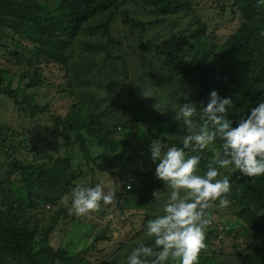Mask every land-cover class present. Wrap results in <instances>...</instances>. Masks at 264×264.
Here are the masks:
<instances>
[{"label": "trees", "instance_id": "16d2710c", "mask_svg": "<svg viewBox=\"0 0 264 264\" xmlns=\"http://www.w3.org/2000/svg\"><path fill=\"white\" fill-rule=\"evenodd\" d=\"M128 1L0 0V52L7 59L6 66L0 67V100L12 105L18 115L14 120L22 124L21 130L4 122L0 125V195L10 197L0 198V264H42L43 255L50 264H90L86 255L95 243L76 254L50 245L60 220L68 216L63 200L80 177L82 164L75 162L71 143L77 145L84 161L109 173L117 158L126 157L131 145L127 138H116L117 131L123 134L127 127L121 115L128 113L138 122L140 113L143 125L151 119L157 123L156 129L149 130L152 138L147 140V153L140 156L144 166L126 165L133 177L125 182L123 193H116L122 211L144 214L146 224L162 214L168 195L164 182L155 175L150 145L162 137L166 147H182V137L187 133L176 119L180 105L191 101L199 109L201 102H208L210 92L217 90L220 96L234 100L224 115L235 127L251 107L264 100V5L258 6L257 0H215L214 6L222 15L238 22L234 34L222 43L201 12L202 0H139L146 11L145 21L123 10ZM155 36L164 39L166 48L161 49L159 43L151 45ZM99 37L106 39L96 46L104 58L95 54L87 57L95 49L88 39ZM149 45L156 55L145 70L134 56L142 57ZM50 64L58 65L64 73L67 87L45 78L43 65ZM7 65H19L21 77L11 74ZM50 87L54 89L51 97L45 91L36 99L37 90ZM60 99H67L65 108ZM36 118L48 119L56 128L51 137L57 140L33 130L31 123ZM193 120L197 126L202 123L199 114ZM221 143L217 138L205 150L185 151L201 156L197 171L202 173L212 161L213 149L219 150ZM96 144L106 146L101 147L104 150L98 157L93 154ZM24 151L34 155L35 161L28 162ZM221 171L231 181L230 203L218 208V201L213 202L206 210L211 223L197 264H230L240 261L238 256L245 260L243 264H264V175ZM154 190H162L159 202L154 201ZM250 211L248 217L243 216ZM224 213L238 216L244 228H254L245 250L227 252L231 258L228 263L220 261L217 251L209 248L210 237H219L220 225L213 224V216ZM236 235L239 238V231ZM144 236L143 229L141 240L135 238L121 245L98 264H126L133 247L141 242L153 244L152 238L145 236L143 240ZM104 238L105 234H98L96 241Z\"/></svg>", "mask_w": 264, "mask_h": 264}, {"label": "clouds", "instance_id": "9594fccd", "mask_svg": "<svg viewBox=\"0 0 264 264\" xmlns=\"http://www.w3.org/2000/svg\"><path fill=\"white\" fill-rule=\"evenodd\" d=\"M264 5V0H257ZM264 34V33H262ZM143 95L151 96L146 92ZM234 100L220 96L212 90L208 102H201L197 109L194 102L182 103L176 110V119L186 127L181 146L163 145L159 139L150 145L151 159L156 162L155 175L168 190L162 204V214L148 219L144 235L153 244L139 243L126 257V264H197L198 256L206 247L205 235L211 220L206 210L213 206L226 207L231 191L228 173L241 172L250 177L264 175V100L251 107L246 117L233 127L232 120L224 115ZM155 107L160 110L158 104ZM199 114L198 126L193 117ZM211 125V128L209 127ZM222 142L220 149H213V158L202 173L197 171L200 155H188L185 149L205 150L216 139ZM215 165V166H214ZM70 213L84 215L108 205L115 190L103 182L94 186L78 183L71 189ZM154 201H160L162 190L153 191Z\"/></svg>", "mask_w": 264, "mask_h": 264}, {"label": "rangeland", "instance_id": "374dc122", "mask_svg": "<svg viewBox=\"0 0 264 264\" xmlns=\"http://www.w3.org/2000/svg\"><path fill=\"white\" fill-rule=\"evenodd\" d=\"M215 0H202V3L200 5L201 12L204 13V16L206 19H208L210 24V31H213L220 42H225L238 28V22L236 20H232L230 15H222L220 9H216L214 6ZM199 3L200 1L197 0ZM126 6L123 7V10L127 11L128 14H135L141 18V20L145 21L146 17V11L143 8V4L139 2V0H129L128 3H125ZM81 41V39L79 40ZM164 39L160 38L158 39L156 36L155 38H152V44H160V48L164 49L166 48L165 43L163 42ZM88 42H92L95 44V49L92 48L93 52L91 55L87 57L95 56L97 55L98 59H103L104 57L99 54L98 52L101 51V49H97V43L99 42H106L105 38H89ZM101 45V44H99ZM149 45V49L147 52L142 53V57L139 55L134 56V60L138 62V66H146L143 69H147V67L152 63L155 53V49L153 46ZM79 48V47H77ZM111 49V46H110ZM137 52V51H136ZM135 52V53H136ZM84 54V52H83ZM148 54V59L146 62L145 56ZM159 56V55H158ZM157 56V57H158ZM5 55H1L0 52V67L1 65L7 64ZM16 64V63H14ZM11 74L21 77L22 70H20L19 65H7L6 67ZM44 68V76L47 80H49L51 83H54L58 86L67 87V81L63 79L64 73L60 71L58 68V65L50 64L43 65ZM30 72H32L33 68L29 67ZM28 70V71H29ZM98 71V70H97ZM42 72V73H43ZM164 85V84H163ZM170 87V86H169ZM172 90H175L177 88H172ZM57 90V89H56ZM46 91V94H49L50 97L54 94V89L49 88L47 90H37V100H39L42 93ZM168 91L169 88H167L166 97L168 98ZM190 93V91H187ZM170 96V95H169ZM50 97H47L48 99ZM66 102L68 103L67 99H60L59 104L64 107L66 105ZM146 104V103H144ZM65 108V107H64ZM64 112V109H62ZM61 111V112H62ZM65 114V113H64ZM139 117L141 120L144 118L142 114L139 113ZM122 122L124 121L127 127H124V133L121 134L120 130L117 131L116 135L119 137H116L117 139L121 140L123 138H127L128 141H130L131 145L130 148L128 147L129 152L127 153L126 157L121 160L117 158V162L114 166V169L112 172H101L98 169L95 168L93 163L88 164V161H84L82 159V156L80 155L79 149L76 144H72V154L74 156V160L77 163H81V171H80V177L78 179V183H87L91 186H94L97 182H103L106 185L107 188H112L115 190V196L113 201L105 205L103 202L100 203L99 207L93 210H90L89 213L84 215H76L75 213H70V207H71V195L67 196L63 200V204L68 212V216L64 217L60 220L59 225L57 226L56 230L51 236L50 239V245L55 249L58 250L59 248H67L69 252L72 254H76L82 251H85L90 248V246L95 243L94 249H92L90 252L87 253L86 258L88 259L90 264H98V261L102 258H106L112 254H114L113 251L117 250L121 247V245H124L125 243H128L129 241L134 240L137 238L138 240L141 235H143V229L145 226V223H143L145 219V215H141L139 213H136L137 211L134 210H125L122 211L120 206L118 205V199L116 198V193H123L124 192V184L129 179H131L133 176V171L126 168V165L132 166V168H142L144 159L140 158V156H143L147 153L148 139H151L152 136H149V130H154L157 127V123L151 119L146 124H142L140 122L141 120H138L140 122H134L132 117L127 114L121 115ZM18 120V115L15 112V110L12 108V105L5 103L0 100V125L1 122H4L6 126L12 124L14 127L18 128V130H21V120ZM134 122V123H133ZM20 126L18 127V125ZM33 126V130L39 133H44L47 136L46 139L50 140H57L55 137H51L54 135L55 132H53V127L51 123L48 122V119H40L36 118V121L31 123ZM143 125V126H142ZM56 129V128H55ZM73 138V137H72ZM157 139L160 140L162 143L163 139L162 137H157ZM155 139V140H157ZM153 141V140H152ZM93 145V144H92ZM39 147H43L44 144L38 143ZM106 147L104 144H96V146L93 148V154L95 157H98L100 154L99 152L103 153L104 148ZM0 149H1V138H0ZM136 150V151H135ZM1 151V150H0ZM24 155L28 162L35 161V156L32 154H27L24 151ZM2 154L0 152V161H1ZM40 161V158L38 159ZM151 172V171H150ZM126 179V180H125ZM120 182L116 187L114 188V185ZM136 183L135 181H133ZM126 189H129V185L126 187ZM1 200L2 198H10L9 195L4 193L0 195ZM155 209V213H156ZM105 212V213H103ZM254 213L261 214L260 211L257 209H254ZM249 214H252V211L250 213H245L243 216L248 217ZM211 220V219H210ZM213 224L220 225L219 230V237L214 239V237H210L209 240H213L212 243L209 245V248L217 251V258L224 262L228 263L231 261V258L226 256L228 251L236 252L238 253L241 250H245L246 246L250 243V237L252 236V227L251 228H244L243 225L245 223L238 217L234 216L232 214L224 213V214H215L213 216ZM210 225V224H209ZM226 227V228H225ZM208 228V227H207ZM236 231H239V238H237ZM98 234H105V238L101 240H97ZM208 234V233H207ZM110 237L111 240H108L107 238ZM145 239V236L143 240ZM96 241V242H95ZM237 245V247L235 246ZM223 251V253L220 252ZM238 256V255H237ZM41 263L42 264H50V260L46 258V256H41ZM43 258V259H42ZM240 261H233L230 264H243L245 261L242 257L238 256ZM40 260V259H39Z\"/></svg>", "mask_w": 264, "mask_h": 264}]
</instances>
